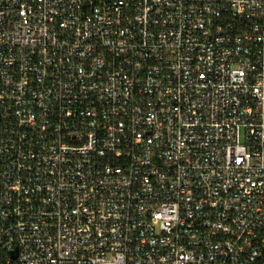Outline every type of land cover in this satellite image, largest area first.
<instances>
[{
	"label": "built area",
	"instance_id": "obj_1",
	"mask_svg": "<svg viewBox=\"0 0 264 264\" xmlns=\"http://www.w3.org/2000/svg\"><path fill=\"white\" fill-rule=\"evenodd\" d=\"M0 264H264V0H0Z\"/></svg>",
	"mask_w": 264,
	"mask_h": 264
}]
</instances>
